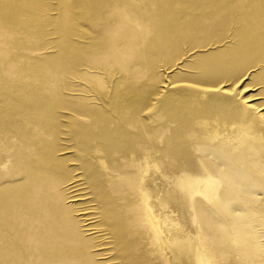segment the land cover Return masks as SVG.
Here are the masks:
<instances>
[{
    "label": "rangeland",
    "instance_id": "374dc122",
    "mask_svg": "<svg viewBox=\"0 0 264 264\" xmlns=\"http://www.w3.org/2000/svg\"><path fill=\"white\" fill-rule=\"evenodd\" d=\"M263 22L264 0H0V264H196L197 241L264 264Z\"/></svg>",
    "mask_w": 264,
    "mask_h": 264
},
{
    "label": "bare ground",
    "instance_id": "6f19581e",
    "mask_svg": "<svg viewBox=\"0 0 264 264\" xmlns=\"http://www.w3.org/2000/svg\"><path fill=\"white\" fill-rule=\"evenodd\" d=\"M263 29H264V22H263ZM261 36L262 35H260L259 37H261ZM263 44H264V30H263ZM263 74H264V72H263ZM221 90H223V89H221ZM215 103H222V102L220 100H218V101L216 100ZM222 105L232 106V103H226V104H222ZM245 112L246 111H243V113H245ZM216 174H212V173L209 172V174L207 175V177L204 180L205 183H207V184L210 185V189L213 190V192L207 191V189L206 190L205 189H199L200 194L204 198H210L212 193H219V194H221L220 191H219L220 180H219V178L217 177ZM219 174L224 175V174H226V171L224 169L223 170H219ZM224 193H225V191L223 190V194ZM139 194L141 195L140 196V199L142 197V199H141L142 201H141V203L139 205L140 206V209L143 211L142 221H145L144 223L147 224V229H148V232L150 234V237H152L155 240H159V230H158V227H157L155 221L151 218V216H150V208H149V206L146 203L147 193H146V191L144 189L140 188L139 189ZM194 243H195L194 244V248L192 250H193L194 258L196 259V261L198 262V264H216V262H214V260H212V256H211L212 254L208 253V251H207L208 250L207 249L208 246H205L203 242H198L197 241V242H194ZM197 262H196V264H197Z\"/></svg>",
    "mask_w": 264,
    "mask_h": 264
}]
</instances>
